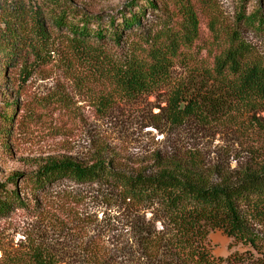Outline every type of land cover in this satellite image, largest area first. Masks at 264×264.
Segmentation results:
<instances>
[{"label": "trees", "instance_id": "obj_1", "mask_svg": "<svg viewBox=\"0 0 264 264\" xmlns=\"http://www.w3.org/2000/svg\"><path fill=\"white\" fill-rule=\"evenodd\" d=\"M198 1L203 7V0ZM241 2L236 28L228 30L226 41L219 42L211 20L215 33L206 62L192 52L199 30L190 7L176 24L152 25L146 13L156 12L159 0H130L114 12L99 13L66 0H0V78L6 80L7 71L18 67L26 70L30 54L38 57L46 48L50 30L109 102L133 101L155 91L169 83L172 69L179 67L186 76L172 87L167 101L172 122L227 114L232 101L264 100V58L255 55L243 36L248 29L264 38V9L246 13V0ZM16 113L17 103L2 106L4 129ZM22 182L20 187L13 175L9 184L0 183V219L14 209L36 210L37 201L51 198L54 187L63 183L95 191L128 211L130 243L122 253L126 264H264V162L212 183L166 167L153 173L129 172L102 158L90 163L55 159ZM142 207L155 210L162 229L135 216ZM216 230L248 250L215 257L208 237Z\"/></svg>", "mask_w": 264, "mask_h": 264}, {"label": "rangeland", "instance_id": "obj_2", "mask_svg": "<svg viewBox=\"0 0 264 264\" xmlns=\"http://www.w3.org/2000/svg\"><path fill=\"white\" fill-rule=\"evenodd\" d=\"M66 1L99 13L114 12L130 0ZM263 3L246 0L243 6L249 13L264 9ZM241 5V0H203V7L198 0H159L158 10L147 12L146 19L152 25L176 24L193 8L199 37L192 52L206 61L215 33L211 20L219 42L226 41L228 30L236 28ZM54 34L49 30L40 56L30 54L26 70L18 67L7 71L6 80L0 78V109L17 103L12 125L4 129L0 120V183L9 184L17 175L23 187L25 175L55 159L90 163L102 158L129 172L153 173L166 167L212 183L264 162V100H235L227 114L177 124L166 108L172 87L186 76L183 68L174 67L169 83L155 91L133 101L109 102ZM243 36L255 55L264 58V38L248 29ZM35 208L14 209L0 219V264H126L122 253L130 243L125 227L129 212L122 207L95 191L63 183ZM135 216L163 228L152 207H142ZM208 241L215 257L248 250L217 230Z\"/></svg>", "mask_w": 264, "mask_h": 264}, {"label": "crops", "instance_id": "obj_3", "mask_svg": "<svg viewBox=\"0 0 264 264\" xmlns=\"http://www.w3.org/2000/svg\"><path fill=\"white\" fill-rule=\"evenodd\" d=\"M222 257V256H221Z\"/></svg>", "mask_w": 264, "mask_h": 264}]
</instances>
